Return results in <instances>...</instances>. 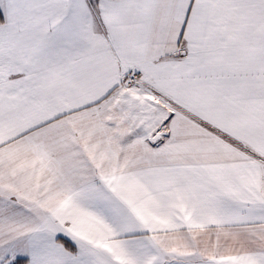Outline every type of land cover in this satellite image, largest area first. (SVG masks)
<instances>
[{
    "label": "crops",
    "instance_id": "0c3cea01",
    "mask_svg": "<svg viewBox=\"0 0 264 264\" xmlns=\"http://www.w3.org/2000/svg\"><path fill=\"white\" fill-rule=\"evenodd\" d=\"M0 10V264H264V0Z\"/></svg>",
    "mask_w": 264,
    "mask_h": 264
},
{
    "label": "rangeland",
    "instance_id": "374dc122",
    "mask_svg": "<svg viewBox=\"0 0 264 264\" xmlns=\"http://www.w3.org/2000/svg\"><path fill=\"white\" fill-rule=\"evenodd\" d=\"M248 20H249L248 23H244L246 26H243L240 29H238V28L232 29L230 31L231 34L230 35L228 34L229 37L227 38V40H230L233 37H238L240 44L239 43L229 44L226 42V40L223 39L224 42L222 43V50H221L222 52H231V51H238L239 50V51H252V52H257V53H260V52L264 53V12L254 13L253 17H248ZM200 49L203 50L201 47H200ZM215 50H218V49L215 48ZM153 104H154V100H153ZM174 110L175 111H178V110L183 111V109L178 108L176 105L174 107ZM165 111L167 112L165 114V116L167 118L164 120L165 125L157 128V131L160 134L168 131V129H165L166 123L171 119V116H172V113L171 112L169 113V110H165ZM191 113L196 115V113H194L193 111H191ZM196 116H199V115H196ZM210 124L206 121L205 126L207 128H210L209 130H212V131H220L221 130V128L219 126H217V125L214 126L213 124L212 125H210ZM30 174H31V180L33 182L34 180H36V176H35L36 172H31ZM45 183L47 185V193L51 192V195H52V192L54 191L52 179H50L49 177L46 178ZM26 192H27V190L23 191L22 194H26ZM77 223L80 224L79 222H77ZM61 225H62L64 230H70V231H74L75 227L79 226V225H76L75 221L64 220V219H63L62 223H60V226ZM78 229H80V227H78ZM52 234H54L53 231L47 233L46 237H48V236L50 237ZM67 238H69V237H67ZM56 242L65 243V244L71 243L68 239H66L65 237H62V236L57 237ZM15 264H27V261L26 260H20L18 262H15Z\"/></svg>",
    "mask_w": 264,
    "mask_h": 264
},
{
    "label": "trees",
    "instance_id": "16d2710c",
    "mask_svg": "<svg viewBox=\"0 0 264 264\" xmlns=\"http://www.w3.org/2000/svg\"><path fill=\"white\" fill-rule=\"evenodd\" d=\"M4 22V16L2 14V11L0 10V24Z\"/></svg>",
    "mask_w": 264,
    "mask_h": 264
},
{
    "label": "built area",
    "instance_id": "2783aa9c",
    "mask_svg": "<svg viewBox=\"0 0 264 264\" xmlns=\"http://www.w3.org/2000/svg\"><path fill=\"white\" fill-rule=\"evenodd\" d=\"M131 81L133 82V81H134V79L132 78V79H131Z\"/></svg>",
    "mask_w": 264,
    "mask_h": 264
}]
</instances>
